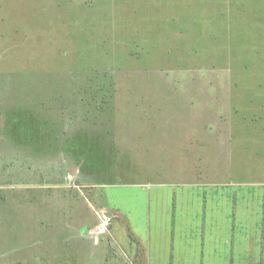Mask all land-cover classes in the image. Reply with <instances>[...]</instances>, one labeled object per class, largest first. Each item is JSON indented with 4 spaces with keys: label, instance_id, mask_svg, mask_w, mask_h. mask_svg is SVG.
I'll return each instance as SVG.
<instances>
[{
    "label": "rangeland",
    "instance_id": "rangeland-1",
    "mask_svg": "<svg viewBox=\"0 0 264 264\" xmlns=\"http://www.w3.org/2000/svg\"><path fill=\"white\" fill-rule=\"evenodd\" d=\"M0 264H264V0H0Z\"/></svg>",
    "mask_w": 264,
    "mask_h": 264
},
{
    "label": "built area",
    "instance_id": "built-area-1",
    "mask_svg": "<svg viewBox=\"0 0 264 264\" xmlns=\"http://www.w3.org/2000/svg\"><path fill=\"white\" fill-rule=\"evenodd\" d=\"M100 223H101V228H105L107 226L108 220H106L104 217H101L100 218ZM101 231H103V230H101Z\"/></svg>",
    "mask_w": 264,
    "mask_h": 264
}]
</instances>
